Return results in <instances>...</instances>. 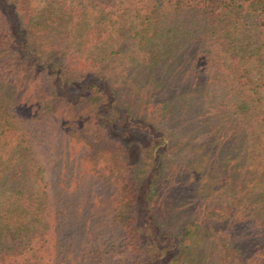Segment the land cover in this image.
<instances>
[{"label": "trees", "instance_id": "1", "mask_svg": "<svg viewBox=\"0 0 264 264\" xmlns=\"http://www.w3.org/2000/svg\"><path fill=\"white\" fill-rule=\"evenodd\" d=\"M0 264H264V0H0Z\"/></svg>", "mask_w": 264, "mask_h": 264}, {"label": "rangeland", "instance_id": "2", "mask_svg": "<svg viewBox=\"0 0 264 264\" xmlns=\"http://www.w3.org/2000/svg\"><path fill=\"white\" fill-rule=\"evenodd\" d=\"M131 13H134V11H132ZM134 14L133 15H130L129 16V19L131 20V19H133L134 18ZM135 149L134 148H132V149H129V153H128V155H129V157H130V159L133 161V160H136V158H135V151H134ZM251 172V171H250Z\"/></svg>", "mask_w": 264, "mask_h": 264}]
</instances>
